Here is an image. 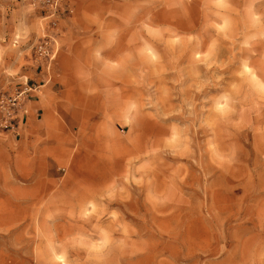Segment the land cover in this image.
I'll return each mask as SVG.
<instances>
[{"label":"rangeland","instance_id":"rangeland-1","mask_svg":"<svg viewBox=\"0 0 264 264\" xmlns=\"http://www.w3.org/2000/svg\"><path fill=\"white\" fill-rule=\"evenodd\" d=\"M42 2L0 39V95L66 46L78 83L51 84L48 144L0 127V264H264V0H103L83 25Z\"/></svg>","mask_w":264,"mask_h":264},{"label":"crops","instance_id":"crops-1","mask_svg":"<svg viewBox=\"0 0 264 264\" xmlns=\"http://www.w3.org/2000/svg\"><path fill=\"white\" fill-rule=\"evenodd\" d=\"M102 3L103 0H70V4L75 12L74 16L76 17V22L81 23L84 15H91L93 11L98 12L102 10ZM21 5H24V0H0V39L3 41L5 40L8 42L12 40L17 33V28L24 25L21 24V22L25 23L31 20L30 15L22 13L20 9ZM81 25H83V22ZM70 48L74 47L66 46L62 51L60 60L54 68V77H52L53 80L51 79V82L49 79L47 80V76H41V73L36 74L32 70L27 72L31 75V80L34 82L30 84L31 91L28 93L29 100L24 105V107L28 109V113H26L27 117L25 118L26 123L21 130L18 128L15 132L11 133L17 134L21 132L18 136L21 135L22 138L28 140V143L35 145L37 142H40L41 139H44L48 144L49 140L54 135L52 125L48 124V122L46 123L45 120L41 123L36 120L37 116L41 115L43 117H50L53 110L59 109L62 106L59 105L58 107V102L56 101L57 94L54 93L58 87H53L51 84L55 81L57 84L65 87L78 83V79L69 76L65 70L63 73L57 71L60 66H62V63L72 60L74 49L69 51ZM73 61H75L74 66L79 67L78 59ZM14 68L17 67L15 66ZM64 87L63 89H65ZM54 152V147H39L38 157L42 158L43 155Z\"/></svg>","mask_w":264,"mask_h":264},{"label":"built area","instance_id":"built-area-1","mask_svg":"<svg viewBox=\"0 0 264 264\" xmlns=\"http://www.w3.org/2000/svg\"><path fill=\"white\" fill-rule=\"evenodd\" d=\"M45 8L56 7L59 0H42ZM54 57L53 49L49 47V43L42 41L35 46L36 62L50 63ZM31 86L25 85L20 90H16L11 94L0 95V127L2 130L15 132L22 123L26 111L25 103L29 100L28 93Z\"/></svg>","mask_w":264,"mask_h":264}]
</instances>
